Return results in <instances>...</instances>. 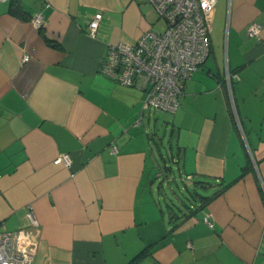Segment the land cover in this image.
Instances as JSON below:
<instances>
[{
  "label": "crops",
  "instance_id": "1",
  "mask_svg": "<svg viewBox=\"0 0 264 264\" xmlns=\"http://www.w3.org/2000/svg\"><path fill=\"white\" fill-rule=\"evenodd\" d=\"M158 20L150 0H0V224L33 214V264H264V0H216L210 54L164 121L180 179L225 187L199 209L154 200L156 111L100 71Z\"/></svg>",
  "mask_w": 264,
  "mask_h": 264
},
{
  "label": "built area",
  "instance_id": "2",
  "mask_svg": "<svg viewBox=\"0 0 264 264\" xmlns=\"http://www.w3.org/2000/svg\"><path fill=\"white\" fill-rule=\"evenodd\" d=\"M150 1L165 23L164 31H146L133 44L109 46L100 71L124 86L144 91L143 109L174 114L179 108L182 84L210 54L209 37L216 0ZM101 17L96 13L89 21L86 27L89 37H95ZM32 24L43 27V16L35 15ZM248 32L258 37L260 26L251 23ZM27 60L23 58V62ZM231 77L236 79L237 75ZM53 163L69 167L71 160L68 154H61ZM26 217L28 223L15 232L3 230L0 224V264H33L37 249L34 231L39 226L30 211ZM203 221L213 228L209 216Z\"/></svg>",
  "mask_w": 264,
  "mask_h": 264
},
{
  "label": "rangeland",
  "instance_id": "3",
  "mask_svg": "<svg viewBox=\"0 0 264 264\" xmlns=\"http://www.w3.org/2000/svg\"><path fill=\"white\" fill-rule=\"evenodd\" d=\"M154 30L158 32H163L165 29V24L162 20H158V22L153 27ZM147 114V112H146ZM151 116V126H147L148 129H152L153 125L155 124V131H156V142L158 143L157 148L155 146V154L157 155V163L160 165L157 167L155 165V170L153 174V186L151 187L152 196L155 201L159 202L164 211H166V204H170L172 208L176 207H193V197L195 189L192 183H187L185 180H181L184 177L183 169L181 166V161L179 163V167L177 163V148L175 142L170 139V129H166L164 126V121L171 122L172 114L164 113V112H155ZM156 119V120H154ZM152 146H154L153 142H151ZM172 145V148L170 146ZM158 152L160 155L164 157V160H161L158 156ZM166 162V166L163 162ZM157 169V171H156ZM180 169V170H179ZM160 175L158 176L157 174ZM181 172V173H179ZM169 180L170 182L167 183ZM182 183L188 186V190H184ZM197 191L201 193V195L207 196L213 193L214 189H200L197 188ZM188 192V193H187ZM175 193V195H174ZM182 201L183 204L180 202Z\"/></svg>",
  "mask_w": 264,
  "mask_h": 264
},
{
  "label": "trees",
  "instance_id": "4",
  "mask_svg": "<svg viewBox=\"0 0 264 264\" xmlns=\"http://www.w3.org/2000/svg\"><path fill=\"white\" fill-rule=\"evenodd\" d=\"M13 13H15V11H13ZM192 184L195 187V189L193 190V192H194L193 202H194V204H196V206H198L197 209L203 207L204 205H206V203H208L209 201H211L212 199H214L215 197H217L224 190V188H225L224 187V188H221V189L213 192L210 196H203V195H201V193H199L197 191V188H200V189L205 190V189H209L211 187H215V185L212 182H208V183H204V182H194ZM182 185H183L184 190L187 191L188 190L187 185L184 184V183H182ZM174 195H175V193H174ZM180 202L183 204L182 201H180ZM166 205H167L166 207L169 208L170 210H174L175 209V208H172L170 204H166ZM176 208H177V210L181 211V209L179 207H176Z\"/></svg>",
  "mask_w": 264,
  "mask_h": 264
}]
</instances>
